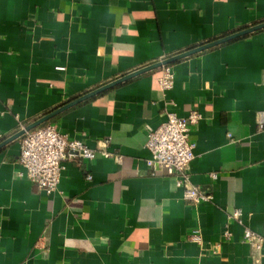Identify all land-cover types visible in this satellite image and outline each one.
I'll return each mask as SVG.
<instances>
[{
	"label": "crops",
	"instance_id": "0c3cea01",
	"mask_svg": "<svg viewBox=\"0 0 264 264\" xmlns=\"http://www.w3.org/2000/svg\"><path fill=\"white\" fill-rule=\"evenodd\" d=\"M263 22L264 0H0V264H264L242 240L264 232V30L169 65L171 90L162 67L38 127L94 150L109 140L114 155L66 162L52 195L18 164V135L41 118ZM168 112L201 114L187 177L210 202L186 201L147 165Z\"/></svg>",
	"mask_w": 264,
	"mask_h": 264
},
{
	"label": "built area",
	"instance_id": "2783aa9c",
	"mask_svg": "<svg viewBox=\"0 0 264 264\" xmlns=\"http://www.w3.org/2000/svg\"><path fill=\"white\" fill-rule=\"evenodd\" d=\"M159 84L163 91L173 88L174 75L171 66L163 67ZM167 117L166 122L147 137L146 147L151 154L147 161L148 167L154 174L162 173L174 177L176 186L183 190V198L186 201L196 205L210 202L212 196L189 184L187 177L191 163L195 159L196 148L190 137L191 128L201 120V114L193 112L187 118H181L173 112H168ZM258 127L259 130H264V112L259 113ZM109 146L110 141L104 140L100 143L99 150L91 149L81 140L69 139L56 126L47 125L28 132L23 137L18 159L23 171L19 172V175L38 185L48 195H52L61 182L66 162L94 160L97 154L107 159L112 158L114 155L109 151ZM212 176L216 178V174ZM87 179L91 180L92 177L88 176ZM231 218L242 224L241 211L234 212ZM225 235L230 234L227 231ZM189 240L200 243V231H194ZM242 240L259 252L264 248V232L259 234L245 228Z\"/></svg>",
	"mask_w": 264,
	"mask_h": 264
},
{
	"label": "water",
	"instance_id": "95a60500",
	"mask_svg": "<svg viewBox=\"0 0 264 264\" xmlns=\"http://www.w3.org/2000/svg\"><path fill=\"white\" fill-rule=\"evenodd\" d=\"M261 30H264V22L263 23H260L258 25H255V26H252L250 28H247L245 30H242L240 32H237L235 34H232V35H229L227 37H224V38H221V39H218V40H215V41H212V42H208L206 44H203L201 46H198L196 48H193L191 50H188L186 52H183L181 54H178L172 58H168V59H165L163 61H160L152 66H149V67H146V68H143L137 72H134L132 74H129L127 76H124L123 78L111 83V84H108L94 92H91L90 94H87L86 96L80 98L79 100L61 108L60 110L54 112V113H51V114H48L47 116L41 118L40 120L36 121L35 123L31 124L30 126H28L26 129L22 130L20 132V134L18 135V137H21L25 134H27L28 132H31L35 129H37L38 127L42 126L43 124L49 122L52 118H54L55 116H57L59 113L63 112L64 110L78 104V103H81L83 101H86V100H89L101 93H104L105 91L115 87L116 85L118 84H121L123 82H126L130 79H133L137 76H140L142 74H145V73H148L150 71H153V70H156V69H159V68H162L164 66H169L171 64H174L176 63L177 61H180L182 59H185V58H188V57H191V56H194V55H197L199 53H202V52H205V51H208L210 49H213V48H216V47H219L221 45H224V44H227V43H230L232 41H235V40H238V39H241L243 37H246L250 34H253V33H256L258 31H261Z\"/></svg>",
	"mask_w": 264,
	"mask_h": 264
}]
</instances>
